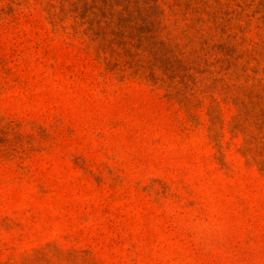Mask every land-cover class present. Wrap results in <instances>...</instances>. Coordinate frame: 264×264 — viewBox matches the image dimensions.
Instances as JSON below:
<instances>
[{
    "label": "rangeland",
    "instance_id": "1",
    "mask_svg": "<svg viewBox=\"0 0 264 264\" xmlns=\"http://www.w3.org/2000/svg\"><path fill=\"white\" fill-rule=\"evenodd\" d=\"M0 264H264V0H0Z\"/></svg>",
    "mask_w": 264,
    "mask_h": 264
}]
</instances>
